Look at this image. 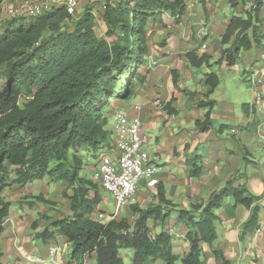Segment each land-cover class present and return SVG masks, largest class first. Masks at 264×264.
I'll return each instance as SVG.
<instances>
[{"label":"trees","instance_id":"trees-1","mask_svg":"<svg viewBox=\"0 0 264 264\" xmlns=\"http://www.w3.org/2000/svg\"><path fill=\"white\" fill-rule=\"evenodd\" d=\"M2 1L0 234L10 206L2 197L3 191L10 185L24 186L49 177L66 185L63 194L71 213L54 219L50 229L36 232V236L43 243L54 242L56 236L64 238L70 245L73 264H84L88 257H93L96 264H122L121 248L133 249L132 264H152L156 260L162 264H175L177 260L180 264H200L202 244L216 239V210L225 199L230 197L233 205L249 208L260 197L249 194L244 184L233 185V176L205 202L178 209L174 222L181 224L179 235L188 244L187 251L179 256L173 253L171 234L164 228L175 205L165 198L161 187L157 189V204L129 206L137 215L132 225L126 217L100 223L94 218L98 211L106 212L98 209L102 201L100 186L88 177L83 161L85 151L97 157L112 149L111 127L107 126L111 105L132 95L146 61L150 28L165 26V16L179 25L186 11L184 1L106 0L101 35L96 33L95 16L88 8L77 18L62 5L37 15L24 11L7 16ZM229 4L233 9L243 5L244 9L233 13L226 23L220 36L224 47L215 62L232 67L241 52L263 44L264 0H229ZM186 56L193 66L209 60L206 53L190 51ZM219 83L217 73H205L207 91L198 101V107L205 109L202 129L209 124L215 103L209 95ZM192 167L189 175L197 176L200 168ZM36 200L47 203L41 195ZM257 213L255 205L242 225L241 237L252 231ZM157 225L161 228L152 232ZM212 254L221 264L227 263L218 249Z\"/></svg>","mask_w":264,"mask_h":264},{"label":"crops","instance_id":"crops-1","mask_svg":"<svg viewBox=\"0 0 264 264\" xmlns=\"http://www.w3.org/2000/svg\"><path fill=\"white\" fill-rule=\"evenodd\" d=\"M191 5L186 6L182 17V21L191 22L187 29L154 26L159 29L153 42L148 44L146 61L140 67V78L134 86L132 95L126 99L114 100L107 114L108 120H112V110L121 108L130 116L140 117L142 133L146 137L145 148L149 149L154 163L158 166V183L149 187L145 182H141L134 200L129 204H137L140 207L157 204V189L161 187L165 198L175 205L169 212L167 219L169 225L171 220L176 219L178 209L188 208L191 203L205 202L212 192H218L231 177L236 176L233 185L244 184L249 194L261 196L257 201H253L249 208L240 204L233 205L230 197L225 199L222 206L216 210L217 219L214 222L216 239L211 244H202L200 264H221V260L212 254L213 249H218L222 253L226 264H260L258 260L254 261L250 257L253 252L259 259L264 252V192L262 193L260 176L256 170L260 165L253 164L254 162L248 159L243 160L241 155L243 153L250 155L253 146H260L261 140L264 139V69L259 62V55L264 49V39L261 46H253L241 52L238 58L243 71L249 72L248 83L253 92L252 101L244 108L245 118L234 114L229 101H220L221 111L215 110L214 100L209 124L202 129L205 125L203 116L205 109L198 107V101L205 98L204 94L207 91L203 82L205 73L199 79L193 74L196 72L193 68L204 64L210 65L211 61L216 63L214 58H218L221 48L224 47L220 43V36L230 16L237 11L231 8L228 2L221 1L219 13L213 15V11L208 12L209 21L204 23L202 21L206 18L201 12L192 13ZM90 11L94 15L93 10ZM261 15L264 35V5ZM203 43L206 45L204 49L201 48ZM190 51L197 54L206 53L209 56L208 62L200 66L191 65L186 56ZM254 61H258L259 65H254ZM217 65L220 69L237 70L235 65L228 67L224 62ZM253 72L259 76L261 80L259 83H252ZM189 81L198 82L204 88L201 90L197 86L192 88ZM257 91H260L263 97L260 106L253 103ZM135 105L138 109L134 108ZM213 119L219 123L217 133L213 131L211 121ZM111 150L104 154L111 155ZM241 162L245 163L246 171L244 170L242 176L238 177ZM193 165L194 168H200L197 176L189 175ZM28 185L29 183L22 189ZM102 202L105 203L106 198H102ZM101 203L98 209L102 210ZM255 205L258 206L257 223L252 231L241 237L242 225ZM14 207L9 206V215L0 234V238L4 237V245L0 248L2 264H43L46 259L48 260L47 249L50 245L57 247L56 262H48L73 264L70 259V245L64 238L56 236L54 242L43 243L36 236V232H41L45 228L50 229L53 218L45 220V217H42L44 221L42 229L40 230L39 226V231H36L37 228L31 230L28 229L29 223L25 221V216L21 217L25 212H21L17 206ZM256 227L260 228L257 235L254 234ZM155 228L159 230L161 226L157 225ZM170 234L172 248L176 245L185 253L188 249L187 242L181 235ZM38 252L41 256H38ZM93 261V257H88L84 264H92ZM152 264L162 262L156 260Z\"/></svg>","mask_w":264,"mask_h":264},{"label":"rangeland","instance_id":"rangeland-1","mask_svg":"<svg viewBox=\"0 0 264 264\" xmlns=\"http://www.w3.org/2000/svg\"><path fill=\"white\" fill-rule=\"evenodd\" d=\"M19 0H5L6 4H16ZM106 0H78V9L76 11V14L74 18H77L83 11H85L87 8L89 10H93L95 20H96V33L98 35H101L104 31V26L101 20V14L103 11V4ZM184 3L187 5L192 4L191 10L192 13L201 12L203 14V10L206 9V15H203L206 19L202 22L208 23L209 21V15L208 12H212L213 15L219 13L220 2H228L229 0H208L206 2L205 0H183ZM230 5V4H229ZM248 5L245 6L247 8ZM237 12L241 11L243 8V5H237L234 8ZM231 14V12H229ZM214 20V18H213ZM165 26H162L167 29L171 28H177L179 27L180 30L187 29L191 22L188 20H183L182 23L179 25H174L171 18L168 16H165L164 18ZM195 21V20H194ZM205 26L204 24H202ZM197 28V27H196ZM157 29L159 27H151L148 31L147 36V43L151 44L153 40L155 39V35L157 34ZM203 42V41H202ZM213 60V57H211ZM216 60V58H214ZM210 65H202L200 67H194L193 74L196 75L197 78H201L203 73L206 72H215L220 77V83L218 87L209 95V98L216 101V105L214 107L215 110L221 111L222 106L220 101H229L231 103L232 110L234 111V114L236 116H242V118H245V105L252 101L253 92L250 87V84L248 83V71H243V66L240 62V60H237V63H235L236 69H220L217 63L210 62ZM254 65H259L258 61L253 62ZM205 78V77H204ZM204 82V81H203ZM190 86L193 88L197 86L199 90L204 88V86L200 83H194L190 82ZM1 84V81H0ZM220 103V104H218ZM128 116H130L128 114ZM213 124V131L214 133H217L219 130V123L215 122V119L211 120ZM233 125L237 123H232ZM112 120L107 121V126L111 127ZM204 127V126H202ZM262 144L260 146H253V150L251 151L250 155H246V153H243L241 155L242 158L245 157V159H248L250 161H253L257 164H259V168L257 167L256 170H258V175L260 184H261V190L262 193L264 192V139L261 140ZM112 146V153L114 152V147ZM147 151L150 153L149 149ZM102 154V153H101ZM98 153L97 157L91 155L88 153V151L83 152V161L85 164L88 165V167H92L98 160V157L101 155ZM104 154V153H103ZM85 166V171H87V175L90 178L91 175V168H88ZM244 170L246 171V165L244 162H241L239 164V172L238 177L242 176ZM263 178V179H261ZM249 185V184H247ZM23 186L20 185H10L8 186L2 193V197L4 200L8 201L10 205L15 206L14 208H19V210L22 212L23 215L21 217L25 216V221L29 223L28 229L31 230H37L39 231L42 229V224L44 221H42V217H45V220L49 219V217L56 219L61 218L67 215H70L69 210V201L66 196H64L63 191L66 190V185L63 184L61 181H57L55 179H51L49 177H44L42 179L35 180L34 182H30L29 185L22 189ZM99 192L102 196V198H106V202H102L101 206L104 209H108L106 211H114L116 206H114V202L112 197L108 192L98 187ZM38 195H41L47 203H43L36 200V197ZM260 197L261 195H254ZM31 201V202H30ZM33 201V202H32ZM32 203V204H30ZM137 205V204H136ZM151 205V204H150ZM130 204H127L124 208H119L116 211V218L119 217H126L128 222L132 225L137 217L135 213L132 212L131 208L129 207ZM139 206V205H138ZM148 206V205H147ZM142 206V207H147ZM24 207V208H23ZM99 212V211H98ZM175 220H171L169 222V228H168V221L165 222V229L168 230L170 233L173 234V236L179 235V228L181 226L180 223L175 224L173 223ZM173 223V224H172ZM257 223V220H256ZM158 228L153 229L152 232L157 231ZM176 240H179L176 238ZM174 239V242L176 241ZM3 241L4 237L0 238V248L3 247ZM175 244V243H174ZM173 253L178 254L179 256H182L184 253L181 249V247H177L176 245H173L172 248ZM39 253V252H38ZM71 253V250H70ZM2 256V255H1ZM38 256H41V253L38 254ZM119 256L122 258V264H132V256H133V249L132 248H121L119 249ZM250 257L254 260L260 263L264 264V252L261 255V257L258 259L255 257V254L251 252ZM48 257V260L43 264H51ZM3 261V259H2ZM6 262V261H4ZM92 264H96L94 261ZM147 264V263H145ZM175 264H180V261L177 260ZM245 264V263H241Z\"/></svg>","mask_w":264,"mask_h":264},{"label":"built area","instance_id":"built-area-1","mask_svg":"<svg viewBox=\"0 0 264 264\" xmlns=\"http://www.w3.org/2000/svg\"><path fill=\"white\" fill-rule=\"evenodd\" d=\"M2 2L7 16L24 11L37 15L43 10L60 5L65 7L69 15H75L78 9V0H19L16 4H6L4 0ZM205 47L203 43L201 48ZM259 62L264 69V49L259 55ZM258 77L256 72L251 73L252 83H259L261 80ZM262 99V93L257 91L253 100L255 106H260ZM134 108L138 109V106L135 105ZM111 132L114 152L111 155L101 154L90 175L94 183L110 194L116 206L114 211H99L94 215L95 220L100 223L113 219L119 208L131 203L141 182H145L149 187L158 183V166L145 148L146 137L142 133L140 117L128 116L125 110L114 108ZM259 232L258 227L254 234L257 235ZM56 251L57 247L54 245L47 249L49 260L53 263L56 262Z\"/></svg>","mask_w":264,"mask_h":264}]
</instances>
